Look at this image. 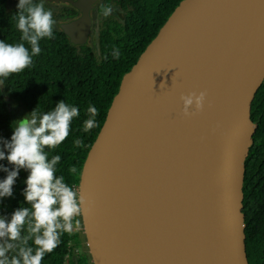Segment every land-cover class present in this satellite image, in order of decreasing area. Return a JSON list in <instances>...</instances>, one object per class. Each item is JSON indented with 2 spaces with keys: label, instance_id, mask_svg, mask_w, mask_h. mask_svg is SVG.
I'll return each mask as SVG.
<instances>
[{
  "label": "water",
  "instance_id": "obj_1",
  "mask_svg": "<svg viewBox=\"0 0 264 264\" xmlns=\"http://www.w3.org/2000/svg\"><path fill=\"white\" fill-rule=\"evenodd\" d=\"M95 2L73 3L80 17L61 26L71 44L87 43ZM263 81L264 0L179 3L121 80L84 161L92 264H249L246 160ZM201 91V110L183 115L180 97ZM110 151L121 184L116 250L101 236L94 193Z\"/></svg>",
  "mask_w": 264,
  "mask_h": 264
},
{
  "label": "trees",
  "instance_id": "obj_2",
  "mask_svg": "<svg viewBox=\"0 0 264 264\" xmlns=\"http://www.w3.org/2000/svg\"><path fill=\"white\" fill-rule=\"evenodd\" d=\"M8 1L0 0V40L13 45L24 43L30 51L31 46L21 41V32L16 26L17 5L9 8ZM181 1L103 0L96 8V49L87 44H71L63 31L54 26L53 38H43L39 42L41 52L33 57V64L20 73L10 74L4 85H0V138L10 140L13 133L7 101L27 115L34 109L40 113L52 111L63 100L78 107L80 115L71 122L65 141L51 151L45 149L49 152V159L53 155L61 156L56 175H63L69 186L78 187L84 161L104 123L121 80ZM105 6L119 7L121 19L115 17L113 11L109 16H104ZM52 12L55 22L76 15L75 10L68 9ZM114 49H119V59L113 58ZM254 103L257 126L246 160L244 230L249 264H264V81ZM89 105L98 109L97 127L85 133L83 123L88 119ZM77 138L84 141L85 147H75L74 140ZM0 164L12 169L7 160L0 161ZM6 175L0 171V180ZM27 176V170L20 169L13 185V195L0 198V216L10 217L19 207H31L23 196ZM77 219L80 220L79 229L63 234L59 246L45 255L42 264H92L81 230V217ZM77 250L80 252L77 253Z\"/></svg>",
  "mask_w": 264,
  "mask_h": 264
},
{
  "label": "clouds",
  "instance_id": "obj_3",
  "mask_svg": "<svg viewBox=\"0 0 264 264\" xmlns=\"http://www.w3.org/2000/svg\"><path fill=\"white\" fill-rule=\"evenodd\" d=\"M17 29L24 43L8 44L0 40V85L10 74L20 73L33 64V57L41 52L39 42L43 38H53L55 20L53 12L45 9L44 3L33 0H18ZM113 11L104 7V16ZM119 49L112 56L120 58ZM205 92L189 93L180 97L182 113L192 115L190 107L200 111ZM88 119L83 123V131L88 133L97 127L98 109L89 105ZM80 115L79 108L63 101L52 111L40 113L35 109L16 121L10 140L0 138V161L7 160L9 170L0 164V171L7 173L0 180V198L13 195V185L20 169L28 176L24 181V201L31 207H19L10 217L0 216V264H42L46 254L53 252L61 243V236L79 229L77 219L87 211L88 201L78 191L65 182L63 175H56L60 155L49 159V151L55 149L68 137L70 125ZM77 148L85 147L82 139H75ZM75 172V169H72ZM6 253L11 255H6Z\"/></svg>",
  "mask_w": 264,
  "mask_h": 264
},
{
  "label": "bare ground",
  "instance_id": "obj_4",
  "mask_svg": "<svg viewBox=\"0 0 264 264\" xmlns=\"http://www.w3.org/2000/svg\"><path fill=\"white\" fill-rule=\"evenodd\" d=\"M120 178L116 153L110 151L100 164L94 185L96 210L101 236L110 249L121 247L118 242L117 207Z\"/></svg>",
  "mask_w": 264,
  "mask_h": 264
},
{
  "label": "rangeland",
  "instance_id": "obj_5",
  "mask_svg": "<svg viewBox=\"0 0 264 264\" xmlns=\"http://www.w3.org/2000/svg\"><path fill=\"white\" fill-rule=\"evenodd\" d=\"M17 4H18V0H9L8 1V7L9 8H11ZM113 14L118 19H121L119 10H114ZM90 16L92 18L93 24H92L91 33L88 37L86 44L90 45L91 47L96 49L97 48V23H98L96 10H93V12H90ZM63 23H65V20H57L56 24H55L56 28L61 29V26ZM7 104H8L10 113H11L12 127L14 128L16 126V121L20 120L21 118H23L27 114L23 110L15 108V106L10 101H7ZM82 229L83 228H81V230ZM76 252L79 253L80 250H77Z\"/></svg>",
  "mask_w": 264,
  "mask_h": 264
},
{
  "label": "flooded vegetation",
  "instance_id": "obj_6",
  "mask_svg": "<svg viewBox=\"0 0 264 264\" xmlns=\"http://www.w3.org/2000/svg\"><path fill=\"white\" fill-rule=\"evenodd\" d=\"M38 1L43 2L45 6L50 7L52 10H57V9L75 10L76 11V15L73 18H71V19H58V20H65V23H68V22H70L72 20H75V19H77V18L80 17V13L78 12V9L76 7H74V5H73V3L76 0H59V1H54V0H51V1L50 0H38ZM102 1L103 0H96V2L94 3V5L92 6L91 12H93V10H96L97 6ZM112 8H113V11L120 9L119 7H116V6H113ZM65 23H63V24H65ZM92 24H93V22H92Z\"/></svg>",
  "mask_w": 264,
  "mask_h": 264
},
{
  "label": "built area",
  "instance_id": "obj_7",
  "mask_svg": "<svg viewBox=\"0 0 264 264\" xmlns=\"http://www.w3.org/2000/svg\"><path fill=\"white\" fill-rule=\"evenodd\" d=\"M75 189L78 191V187H75Z\"/></svg>",
  "mask_w": 264,
  "mask_h": 264
}]
</instances>
